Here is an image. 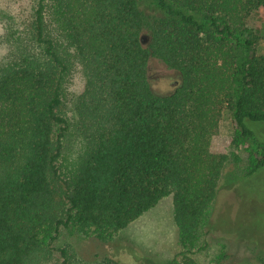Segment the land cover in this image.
Segmentation results:
<instances>
[{
    "label": "trees",
    "instance_id": "obj_1",
    "mask_svg": "<svg viewBox=\"0 0 264 264\" xmlns=\"http://www.w3.org/2000/svg\"><path fill=\"white\" fill-rule=\"evenodd\" d=\"M149 5L31 0L18 24L4 16L0 264H130L54 242L65 229L111 244L167 196L180 244L167 264H201L202 230L225 170L242 160L236 149L249 156L243 176L264 167V140L249 125L264 122V44L246 24L257 17L264 33V0ZM150 57L177 73L170 91L153 90ZM76 69L79 93L69 89ZM224 113L233 134L216 148ZM215 264H264V246L232 242Z\"/></svg>",
    "mask_w": 264,
    "mask_h": 264
},
{
    "label": "rangeland",
    "instance_id": "obj_2",
    "mask_svg": "<svg viewBox=\"0 0 264 264\" xmlns=\"http://www.w3.org/2000/svg\"><path fill=\"white\" fill-rule=\"evenodd\" d=\"M139 2L145 11L151 10L149 0ZM30 6L31 0H0V36L4 33V16H11L18 24L27 16ZM246 24L249 33L258 36V46L262 48L264 33L257 31L262 27L261 21L257 17H250ZM148 40V36H143L145 45ZM4 53L5 47L0 43V58ZM148 76L153 90L157 93L170 91L178 78L175 71L153 57L148 61ZM83 85L81 72L79 69L74 70L69 89L73 93H79ZM249 125L257 137L264 140V122H252ZM232 134L231 116L224 113L219 122L218 133L212 140L214 147L222 146L225 139ZM236 150L242 160L233 165L232 169L229 167L225 170L210 213L209 224L202 230L201 240L206 239L209 245L204 251L195 254L201 264H215L225 246L227 248L232 242L244 241L264 246V167L251 176H243L249 156L243 147ZM54 245L70 246L88 259L97 254L101 256L113 253L130 264H167L180 250L179 233L173 220L172 198H162L150 210L131 221L111 244L80 238L62 229ZM240 252H243L241 247Z\"/></svg>",
    "mask_w": 264,
    "mask_h": 264
}]
</instances>
